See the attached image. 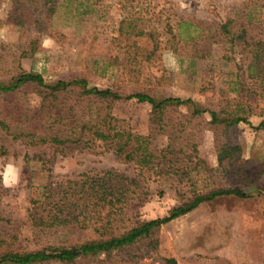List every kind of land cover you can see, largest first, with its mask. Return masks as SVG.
Segmentation results:
<instances>
[{"label": "rangeland", "instance_id": "rangeland-1", "mask_svg": "<svg viewBox=\"0 0 264 264\" xmlns=\"http://www.w3.org/2000/svg\"><path fill=\"white\" fill-rule=\"evenodd\" d=\"M18 68L46 83L82 77L120 93L189 98L205 110L229 109L237 99L246 122L225 127L211 124L207 111L168 108L152 143L170 148L169 163L140 169L100 142L29 145L13 138L10 132L35 126L39 98L27 84L0 93V121L9 126L0 129V250L96 238L91 227L72 223L33 226L27 214L44 185L112 170L137 180L128 185L120 221L112 222L115 233L165 215L193 193L236 187L248 197L202 202L128 246L69 264H264V130L252 127L264 120V0H0V79ZM60 96L66 104L75 99ZM149 111L135 100L108 110L138 134L151 126Z\"/></svg>", "mask_w": 264, "mask_h": 264}, {"label": "trees", "instance_id": "trees-1", "mask_svg": "<svg viewBox=\"0 0 264 264\" xmlns=\"http://www.w3.org/2000/svg\"><path fill=\"white\" fill-rule=\"evenodd\" d=\"M43 4L49 3L44 1ZM47 11H53V6L49 4ZM220 30L223 35L231 36L226 24H222ZM25 84L32 86L39 98V103L31 115V118L36 119L32 123L35 126L16 133L10 132L9 135L13 138H20L29 145L48 143L55 146L62 144L85 146L100 142L113 150L119 160L140 169L155 168L160 171V165L168 161L167 155L173 153L168 147L159 150L153 148L152 143L154 135L163 131L165 127V111L168 108L186 106L191 109L192 115L207 111L211 124H222L225 127L246 122L242 108L244 104L237 99L231 108L227 105L229 109L205 110L198 108L189 98L172 96L156 98L142 91L120 93L110 88L89 85L82 77L46 83L41 74L24 71L21 68L8 78L0 79V93L15 92ZM263 86L264 83L259 85ZM69 93H75V99L66 104L64 99H60L64 96L60 95ZM125 100H135L150 106L148 122L151 126L146 134L132 132L126 120L109 114L108 110L113 102ZM92 103L96 107L94 111L90 110ZM252 127L255 130H264V120L258 121ZM0 129L7 133L8 121H0ZM4 153L5 150L0 145V154ZM136 183L137 180H129L122 174L105 170L100 173L81 174L54 185H44L42 195L32 200L35 205L27 214L33 226L47 229L72 223L79 228L91 227L97 237L66 246L53 245L34 250H0V264L47 262L69 264L78 258L128 246L148 236L161 224L191 211L202 202L223 196L248 197L246 192L236 187H220L193 193L181 203L172 206L165 215L137 222L115 233L119 226L112 225V222L120 221L115 218L116 215L122 214L126 206L128 185ZM103 208L107 211L100 216ZM3 243L4 241L0 239V246ZM165 261L167 264H174L173 259Z\"/></svg>", "mask_w": 264, "mask_h": 264}]
</instances>
